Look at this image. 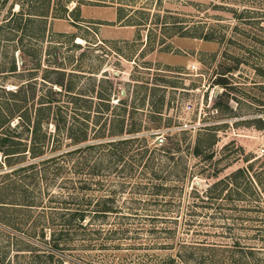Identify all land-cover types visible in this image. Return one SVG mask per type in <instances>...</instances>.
Listing matches in <instances>:
<instances>
[{"label":"rangeland","instance_id":"374dc122","mask_svg":"<svg viewBox=\"0 0 264 264\" xmlns=\"http://www.w3.org/2000/svg\"><path fill=\"white\" fill-rule=\"evenodd\" d=\"M263 26L264 0H0V108L6 110L0 121L7 116L0 137L17 141V103L33 108L51 99L58 87L53 81L61 77L52 70L57 61L79 73L73 79L66 74L65 83L71 80L87 95L95 86L94 103L111 99L105 117L122 113L119 100L127 98V123H142L139 133L147 139L126 158L131 173L122 178V166L108 168L104 185L89 190L97 198L112 193L119 208L98 227L107 231L123 217L130 238L108 249L72 241L65 255L88 264H182L169 254L191 236L232 252L264 247V49L255 40L264 39ZM210 33L222 40L206 39ZM106 78L114 88L100 84ZM18 88L25 91L17 96ZM101 88L112 96L102 100ZM171 140L182 144L175 159L157 151ZM140 145L150 148L143 161L135 155ZM3 158L0 151V201L12 202L17 175L5 173L16 165H2ZM144 165L174 188L173 198H163L172 202L161 203L168 212L152 202L135 212L132 199L152 197L148 189L138 193L140 183L150 182L138 177ZM9 183L11 189L1 188ZM194 185L215 186L208 204ZM16 209L0 208L6 220L0 223V264H17Z\"/></svg>","mask_w":264,"mask_h":264},{"label":"trees","instance_id":"16d2710c","mask_svg":"<svg viewBox=\"0 0 264 264\" xmlns=\"http://www.w3.org/2000/svg\"><path fill=\"white\" fill-rule=\"evenodd\" d=\"M261 30L264 31V26ZM205 38L221 37L210 33ZM255 40L264 49V39ZM55 63L52 70L61 77L53 81V85L60 89H52L51 99L41 101L33 108L17 103V141L6 133V136L0 137V151L4 157L1 159L2 165H16L5 173L17 175L14 184L9 183L1 188L11 189L14 185L17 187V198L12 202L1 200L0 208H17V234H14L17 236V264H65L66 260L69 264H88L81 260L76 262L63 253L72 241L79 244L83 242L85 248L108 249L119 245L117 241L130 238V225L123 217L115 221V226L107 231L98 227L99 222L118 214L119 208L116 196L112 193L97 198L89 190L93 186L101 188L104 185L103 172L108 168L117 171V167L122 166L119 170L123 173L122 178L131 173L126 158L135 144L147 140L139 133L142 123H127V98L119 100L124 107L122 113L114 112L111 117H105L107 110L113 108L111 99L94 103L92 93L97 92L95 86L89 91L91 94L87 95L82 89H77L71 80L65 83L63 77L66 74L73 79L79 73L74 68L67 71L68 67L62 66L60 62ZM100 82L114 88L110 78L101 79ZM105 90L101 88L97 93L102 100L105 96H112V90L104 93ZM23 91L24 88H18L17 96ZM58 95H67L71 101L59 105L55 99ZM1 111L6 113L2 108ZM6 122L7 116L0 124L4 126ZM51 124L54 130H50ZM90 130H94L93 133ZM64 143L66 147H63ZM200 145L197 140L194 154H199ZM137 147L139 149L135 155L143 161L150 148L143 145ZM181 147L179 140H171L167 146L158 147L157 151L161 150L170 156L169 159H175L174 154ZM151 157L157 158L155 155ZM140 168L142 171H139L138 177L147 178L150 182L140 183L138 193L144 194L148 189L152 197L132 199L136 206L135 212L143 210L139 208L149 202L158 204L156 210L159 212H168L169 208L161 207V203L172 202V199L163 198L168 195L173 198L171 190L174 188L168 184L167 177L160 176L157 169L149 170L148 165ZM223 182L216 186L223 185ZM121 186H126L124 180ZM178 186L183 191V183ZM192 188L202 204H208L209 194L215 186L203 189L194 185ZM163 217L160 218L165 219ZM0 223L6 225V220L0 217ZM167 229L171 230V227ZM191 238L178 240L176 248L171 249L172 253L169 254L171 260H178L182 264H264V247L246 246L232 252L228 247L194 236Z\"/></svg>","mask_w":264,"mask_h":264},{"label":"crops","instance_id":"0c3cea01","mask_svg":"<svg viewBox=\"0 0 264 264\" xmlns=\"http://www.w3.org/2000/svg\"><path fill=\"white\" fill-rule=\"evenodd\" d=\"M116 17H117V12L114 11L113 14L110 17V20H114V19H116Z\"/></svg>","mask_w":264,"mask_h":264}]
</instances>
